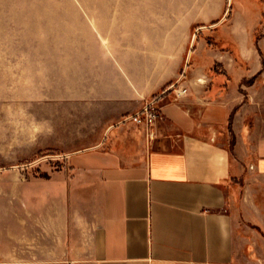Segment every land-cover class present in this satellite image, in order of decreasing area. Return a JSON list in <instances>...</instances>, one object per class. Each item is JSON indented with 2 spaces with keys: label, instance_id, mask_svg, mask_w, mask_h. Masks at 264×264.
Listing matches in <instances>:
<instances>
[{
  "label": "crops",
  "instance_id": "obj_1",
  "mask_svg": "<svg viewBox=\"0 0 264 264\" xmlns=\"http://www.w3.org/2000/svg\"><path fill=\"white\" fill-rule=\"evenodd\" d=\"M193 39L166 29L157 70L150 39L73 58L74 151L0 169V264H264V0Z\"/></svg>",
  "mask_w": 264,
  "mask_h": 264
},
{
  "label": "rangeland",
  "instance_id": "obj_2",
  "mask_svg": "<svg viewBox=\"0 0 264 264\" xmlns=\"http://www.w3.org/2000/svg\"><path fill=\"white\" fill-rule=\"evenodd\" d=\"M235 2L0 0V169L34 167L74 151L68 148L71 141L58 139L60 131L76 125L75 112H87V102L67 98V71L77 66L74 57H84L78 67L87 68L91 57H114L116 46L135 45L146 54L150 39L155 69L166 67V52L159 51L160 40L166 47V29L175 38L186 34L189 54L193 37L205 38L229 19Z\"/></svg>",
  "mask_w": 264,
  "mask_h": 264
},
{
  "label": "built area",
  "instance_id": "obj_3",
  "mask_svg": "<svg viewBox=\"0 0 264 264\" xmlns=\"http://www.w3.org/2000/svg\"><path fill=\"white\" fill-rule=\"evenodd\" d=\"M184 78L185 75L180 77V81L177 83L178 86ZM171 90L176 93L177 97H180L187 92L186 89L177 86H173ZM128 120L136 123L137 125L144 126L151 135L157 123L163 120V115L158 107L157 99L146 102L141 111L131 116Z\"/></svg>",
  "mask_w": 264,
  "mask_h": 264
}]
</instances>
